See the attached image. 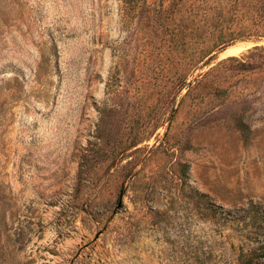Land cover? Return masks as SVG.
Listing matches in <instances>:
<instances>
[{
  "label": "rangeland",
  "instance_id": "1",
  "mask_svg": "<svg viewBox=\"0 0 264 264\" xmlns=\"http://www.w3.org/2000/svg\"><path fill=\"white\" fill-rule=\"evenodd\" d=\"M251 256L264 0H0V264Z\"/></svg>",
  "mask_w": 264,
  "mask_h": 264
},
{
  "label": "bare ground",
  "instance_id": "2",
  "mask_svg": "<svg viewBox=\"0 0 264 264\" xmlns=\"http://www.w3.org/2000/svg\"><path fill=\"white\" fill-rule=\"evenodd\" d=\"M249 48H251L250 44L233 46V47L228 48L226 51H224L221 54V56L222 57L238 56L239 54H241L242 52H244L246 49H249Z\"/></svg>",
  "mask_w": 264,
  "mask_h": 264
},
{
  "label": "trees",
  "instance_id": "3",
  "mask_svg": "<svg viewBox=\"0 0 264 264\" xmlns=\"http://www.w3.org/2000/svg\"><path fill=\"white\" fill-rule=\"evenodd\" d=\"M258 257H248L247 259H244V261H242V264H260L258 263Z\"/></svg>",
  "mask_w": 264,
  "mask_h": 264
}]
</instances>
